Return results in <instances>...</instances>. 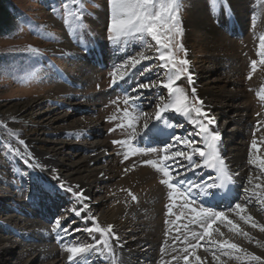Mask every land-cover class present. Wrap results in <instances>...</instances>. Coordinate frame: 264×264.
Returning a JSON list of instances; mask_svg holds the SVG:
<instances>
[{
    "label": "rangeland",
    "instance_id": "374dc122",
    "mask_svg": "<svg viewBox=\"0 0 264 264\" xmlns=\"http://www.w3.org/2000/svg\"><path fill=\"white\" fill-rule=\"evenodd\" d=\"M13 2L20 9L16 26L13 31L0 36V264H49L51 261L46 257L39 259L37 248L56 245V232L52 235V229L57 218H65L62 227L70 228L69 234L62 233L68 238L61 242V248L56 245L60 249L59 259L63 262L67 259L62 250L65 244L95 242L85 231L90 226L89 220L93 216L111 220L107 215L117 203L115 194L122 191V180L132 169L143 167L141 164L146 155L138 153L124 159L126 146L113 141L127 140L132 131L127 127H117L126 124L123 113L124 108L128 107L124 103L126 94L143 95L144 99L138 102L142 105L135 110L129 107V111L133 116H140L136 122L138 129L143 127L145 118L149 120L150 127V122L155 120L159 96L167 100V89L145 88L136 93H132V89L137 87V83L152 84L165 79V70L159 68L160 62L156 59L158 46L150 37L143 42L121 41L118 47L109 40L108 0H91L84 4L87 15L83 17V32L77 31L75 34L62 19L64 3L72 0ZM195 15L201 19L203 17L207 27L197 23L193 19ZM180 17L183 32L179 40L186 50L192 82L189 83L187 75H184L176 86L188 93L192 102L195 98L191 91L195 88L196 97L203 101V110L215 120L210 127L221 133L222 138L225 132L229 143L225 146L224 157L228 163L229 151H244L245 164L251 163L256 156H264V107L261 106L264 104L258 102V105L255 96L258 95L256 92H264V82L261 80L264 64L260 63L261 57L257 55L259 37L264 35V0H238L237 3L236 0H221L219 4L214 0H182ZM41 28L54 34L55 38L38 35L36 30ZM211 28L214 35L225 37L227 44L231 42L228 50L216 47L214 35L209 32ZM28 45L38 48L40 55L23 51ZM141 54L152 59L144 60L131 69L127 83L111 86V73L117 66L130 57L139 59ZM177 54L185 58V52ZM253 60L257 61L254 71L251 65ZM146 68L156 71L141 76ZM118 87L126 91H120ZM243 92L247 94L246 99L251 107L244 117L247 122L238 135L234 134L237 127L234 120L242 112L235 110L246 101ZM229 94L238 96L232 98ZM194 118L170 110L164 113V119L158 123L162 128L167 127L171 134L166 138V144L158 145V150L171 144L173 136L187 137L190 134L200 146L202 140L195 135L197 129L190 123ZM173 124L175 127L167 126ZM148 129H143V132ZM254 139L257 142L255 150L252 149ZM19 140H24L25 144L20 145ZM9 144L19 148L21 156L11 154L5 147ZM96 144L106 146L104 157H98L96 162L89 161L93 154L92 145ZM25 148L31 156L30 162L39 163L40 168L32 170L24 165ZM173 150L188 151L181 145ZM182 163L187 164L185 161ZM258 163L250 164L246 170L234 204L221 210L237 228L234 230L228 220L217 221L210 235L204 237V247L194 252L187 264H258L249 261L245 253H252L264 261V231L259 227L253 228L250 222L241 218L250 215L258 225H264V199L252 195V191L264 193V170L258 167ZM99 174L104 178L100 180ZM78 181L86 183L90 191L84 201L89 207L79 217L72 211H65L82 206L71 193L57 187L55 194H52L49 188L63 182L74 191L82 190ZM164 196L166 201V194ZM159 202L162 200L154 203ZM133 203L134 213L131 212L127 219L129 221L112 218L117 230L115 237L123 243L120 254L132 248L139 249L146 243L141 232L144 226L136 228L132 223L137 220L146 222V214H150V211L146 204L137 206L138 201L135 200ZM236 203L245 205L244 213H238L234 207ZM46 206L50 210L49 217L45 214L48 210L44 214L37 211ZM158 215L153 216L154 224L163 218L160 215L161 219H158ZM157 227L150 238L152 243L142 248L147 250L129 256L132 263L156 264L158 256L165 260L178 253L181 247L174 246L163 249L162 255L159 254V247L155 243L159 242L162 226ZM44 237L49 239L45 241ZM212 240H227L244 251L221 248L219 244L213 245ZM238 256L243 259H237ZM196 257L200 258L199 261ZM119 263L123 262L120 260Z\"/></svg>",
    "mask_w": 264,
    "mask_h": 264
},
{
    "label": "snow or ice",
    "instance_id": "6c2138e0",
    "mask_svg": "<svg viewBox=\"0 0 264 264\" xmlns=\"http://www.w3.org/2000/svg\"><path fill=\"white\" fill-rule=\"evenodd\" d=\"M86 2L91 0H72L70 3H64V22L66 25L72 27L73 33L77 31L83 32V17L87 15V9L84 7ZM215 3H221V0H214ZM110 8V20L108 24L109 40L112 41L117 47L121 41L127 40H140L143 42L146 37H150L152 41L158 46L156 52L158 53L156 59L160 62L159 68L165 70V79L152 84L137 83V87L132 89V93L140 92L145 88H163L167 89V100L165 97L159 96V103L155 111L154 119L159 122L164 119V113L167 111H173L185 117H193L190 123L197 131L195 135L200 137L204 143V147L197 144V141L192 139L191 134L187 137L173 136L172 143L166 145L161 149L164 155H161L159 161L145 160L144 163L151 165L157 171L163 174L164 179L161 183L167 185L171 189L170 196L182 197L183 206L189 209L191 213V223L199 224L203 228V234L198 232H192V237H199L203 240L205 236L210 235V229L212 225L219 220H228L224 212L214 211L213 207H204L205 202L211 203L212 201H222L232 196V189L229 187L233 182V177L230 174L224 159L221 156L219 150L220 134L218 131H211L210 126L215 123L208 113L203 110V101L196 97V90L192 88L191 95L195 98L192 102L189 99L188 93L182 88L176 86V82L184 75H187L189 83L192 82V77L189 74V61L186 58V50L179 38L182 35L183 29L181 25L180 11L182 8V0H108ZM69 9H74L70 11ZM54 12L57 9H53ZM37 34L44 38L54 39V34L45 32L42 28L37 29ZM23 51L28 52L31 55L39 56L40 50L34 46L28 45ZM185 52V58H181L177 53ZM257 55L261 57L260 63L264 64V35L259 38ZM152 59L149 56L141 54L140 58L130 57L122 65H118L117 68L111 73L112 86H118L121 83H127L129 72L131 69H135L137 65L141 64L144 60ZM253 71L256 69L257 61H251ZM130 66V68H129ZM55 66L53 65V68ZM120 69H129L127 71H120ZM156 71L154 68H146L141 76L146 75L149 72ZM251 75V73H250ZM125 90V89H122ZM126 91V90H125ZM258 95H260L258 93ZM144 99L143 95L126 94L124 103L128 107L123 110L126 124L117 125V127H127L132 131L127 140L113 141V143L126 146L127 150L124 154V159H128L131 155L144 152H155V148H143L133 147L132 145L138 141L139 137L143 135V129L149 128V120L145 118L143 127L138 129L136 122L140 119V116H133L129 111V107L133 110L140 107L139 101ZM261 99H264V95H261ZM143 116V113H140ZM115 119V117H113ZM168 127H175V125H167ZM152 129H156V125H152ZM111 131V130H110ZM147 142V138H145ZM20 145H24V140H19ZM177 145H181L182 148L188 151L179 150L174 151ZM8 151L14 156H21V150L19 148L12 147L10 144L5 146ZM252 149H257V142L254 139L252 141ZM23 163L28 168L35 170L40 168L39 163H32L31 156L27 153V149L24 150ZM199 157L201 163H197L195 157ZM182 161H187L185 165ZM253 164L258 163V167L264 170V158L256 156L252 161ZM205 168L214 170L215 176H208L207 180L200 179L199 182L185 180L183 177L189 172L194 173L197 169ZM175 173V175H173ZM63 189L66 192L72 194L76 202L81 207L73 208L71 210L77 217L81 216L83 212L88 209V204L84 203L87 199L83 190L74 191L72 187H67L63 182L58 186H49L52 194H55L56 188ZM256 187H261L257 185ZM245 191H252L251 189H245ZM252 195L262 197L264 199V193H257L252 191ZM132 199H136L135 196ZM200 202V206L194 205ZM235 209L238 213L245 212V205L241 203L235 204ZM171 212V208H169ZM246 222H250L253 228L259 227L261 231H264V225H258L253 218L248 216H242ZM65 218H57L52 229L59 236L60 233L65 235L70 233L69 227H62V220ZM92 226L85 229L90 235L92 233H98L100 239L96 240L94 244L90 243H67L63 246V250L68 253L67 260L70 264H89V257L92 253H96L102 256H111L113 258V264H115V254L113 248L109 242L110 238L118 239L115 237L114 229L111 224L107 227H101L96 222L95 216L92 218ZM229 224H232L235 230L237 226L233 224L231 220H228ZM207 225V226H205ZM78 231V230H77ZM245 235H247L245 233ZM213 245L219 244L221 248L233 249L238 252H243L235 243H229L227 240L215 241L212 240ZM102 246V247H101ZM195 249L197 245L193 244L189 246ZM194 255L195 253H190ZM227 255V253H225ZM246 258L249 261H256L258 264H264L261 257L252 253H245ZM218 259V257H214ZM199 261V257H196ZM237 259H243V257H237ZM184 260L187 264L188 256H184Z\"/></svg>",
    "mask_w": 264,
    "mask_h": 264
},
{
    "label": "bare ground",
    "instance_id": "6f19581e",
    "mask_svg": "<svg viewBox=\"0 0 264 264\" xmlns=\"http://www.w3.org/2000/svg\"><path fill=\"white\" fill-rule=\"evenodd\" d=\"M237 2H238V0H236V3ZM239 5H240V3H239ZM198 12H200V11L198 10ZM193 19L197 23L203 24L205 27H207V23L205 22V19H203V17H202V19H203L202 20L200 17L195 15L193 17ZM212 29L213 28L209 29V32L214 35V33H213L214 31ZM213 42H215L217 48L222 49V50L223 49L224 50H228L229 48H227V47L232 46V44H230L231 42H229V44H227V39L225 37L219 36V35H217V36L214 35L213 36ZM230 59L232 60L233 58L231 57ZM261 75H263V76H261V80L264 82V74H261ZM262 84H264V83H262ZM245 92H243V94L246 95L244 97L245 100H246L244 105H238L236 107V110H235V112L236 111L242 112V115H240V114L238 115L240 119L237 118V119L234 120L235 121V125H237L236 130L234 131V134H238L239 133L238 135H240L241 127L244 126L245 121L247 122V120H245L246 118H244V117H246L247 111H248L249 107H251V103L249 102L248 99H246L247 98V94ZM260 92L262 93L263 91L261 90ZM262 94L264 95V92ZM229 95L232 98H235L236 96H238V94H229ZM239 98H240V96H239ZM256 100L260 104H264V100L263 99L258 98ZM159 132H161L160 129H159ZM219 134H220V136L222 135L221 133H219ZM227 143H229V140L226 138V134L224 132V136L222 138L221 145L219 146V150L222 152L223 156H224V153H226L225 146L227 145ZM202 147H204V143H203ZM229 148L231 149V147H229ZM105 150H106V146L105 145H102V144L92 145L91 151H92L93 154L88 158V160L96 162L98 160V157L100 159H101V157H104V153H105L104 151ZM233 153L234 152L229 151V154H228V157H229V163H228L229 167H228V169L231 171V174L235 177L236 181L238 183H240V182H242L241 180L246 176V170L250 167V164H252V163H249V162H248V164L247 163L245 164V162L243 163V156L245 154L244 151H239V152H236L234 154ZM261 157L264 158V156H261ZM145 165L146 166H143L142 168H139L138 170H136V169L133 170L132 169L133 172L131 170V172L126 176V178L122 177V178H124L123 180L121 179L122 180V184H123L122 191L121 192H116V194H115L116 201L115 202H117V203H115L114 209L112 208L113 210L110 212V214L107 215L108 217H111V220H109L107 218H103V217H100V219H96V222L99 223L101 227H107V225L111 224L113 226L114 233L116 234L117 230H115V227L112 224V220H114L112 218H117L118 217L119 219H122L123 222H125V220H127L129 218V216L131 215V212H133L132 208L135 207V203H133L134 200L138 201L137 206L139 204L141 205V203H143L144 205L146 204L145 205L146 208L150 211V214H146V219L147 220L144 219V220H146V222L137 220L135 223H132V225H136V228H137V226H141V225L144 226L143 229L141 230V232L144 234L143 238L145 236L144 240H145L146 243L142 247L139 248L140 250L136 249V248H134V249L132 248V249L129 250V252L123 251L124 255L120 254V251L122 249L121 245L123 243L121 241H119V239H113V238L109 239V242H110V244H111V246L113 248L114 254H115V259H116V263L117 264H119L120 260H121V262H123L122 264H134V263H132V260L129 258V256H131L134 253H140L142 250H147V248L146 249H142V248L145 247L146 245L152 243V242H150L151 241L150 240L151 235L153 233H155V229H158L157 225L159 226L160 223L163 221V218H162L161 221H159L158 223L154 224L155 221H154V217L153 216L156 215V213H159V215H158L159 218L158 219H161L160 215L162 216V214L165 212V209L163 208V204L165 202H170L169 200H167V195H166V201L164 200L165 199L164 195L166 194L167 189H165V187L162 186L161 182H160L163 179V174L161 172L157 171L151 165H147V164H145ZM233 166H236V168L235 169L232 168ZM199 170L200 169H197V171H199ZM208 170L209 169L203 168V170L201 172L197 173V174H195V172L194 173L189 172L187 174L188 178H187V175H185L183 178L185 180L188 179V180H191V181H194L195 178L198 177V176L200 178H204L206 173H208ZM96 177L98 178V175ZM101 177H103V175L99 174L100 180L102 179ZM39 179H41V177H39ZM78 182L81 185L80 187H83V189H82L83 192L86 190L84 192V194L87 197V195H89L90 191H88V188L85 186L86 183H83L81 181H78ZM56 190H57V188H56ZM62 191H64V190H62ZM133 196H135L136 199H132ZM175 198H176V196H175ZM169 199H171V197H169ZM156 200H157V202H158V200L159 201L162 200V202H159L158 204L154 203V202H156ZM46 210H48V213L46 212ZM37 211L40 214H44L46 212L45 214H47V217L50 216V214H49L50 210H49V208L47 206L45 207V209L41 208V209H39ZM138 211H139V209H138ZM139 218H141V217L139 216ZM164 219H165V216H164ZM89 221H90L89 222L90 226H87V227H91L92 226V220H89ZM127 221H129V220H127ZM130 221H131V219H130ZM144 229H147V231H145ZM91 236L93 237L92 240L96 241V240L100 239V235L98 233H92ZM156 238H157V234H156ZM48 239H49V237H47V238L44 237L45 241H47ZM63 239L64 238H61L60 235L58 236L57 233L54 236V240H56L58 242L59 241H61V242L64 241ZM94 243H92V244H94ZM37 250L39 251V259L40 258L42 259V258L46 257L48 260L51 261V262H49V264H65V261L62 262L61 259H59L60 249L56 245H44L41 248L38 247ZM66 255L68 256V253H66ZM119 257H120V260H119ZM110 258H112V257L110 256ZM137 263H139V262H137Z\"/></svg>",
    "mask_w": 264,
    "mask_h": 264
},
{
    "label": "trees",
    "instance_id": "16d2710c",
    "mask_svg": "<svg viewBox=\"0 0 264 264\" xmlns=\"http://www.w3.org/2000/svg\"><path fill=\"white\" fill-rule=\"evenodd\" d=\"M19 11L13 0H0V36L13 31Z\"/></svg>",
    "mask_w": 264,
    "mask_h": 264
}]
</instances>
